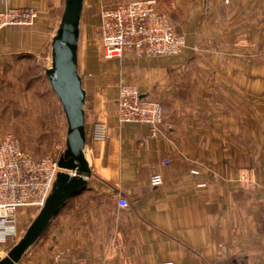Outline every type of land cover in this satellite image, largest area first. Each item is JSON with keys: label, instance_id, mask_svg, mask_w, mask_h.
<instances>
[{"label": "crops", "instance_id": "0c3cea01", "mask_svg": "<svg viewBox=\"0 0 264 264\" xmlns=\"http://www.w3.org/2000/svg\"><path fill=\"white\" fill-rule=\"evenodd\" d=\"M114 1L120 0H82L77 73L92 154L86 172L120 188L129 204L84 186L17 264H264V0H157L185 34L183 50L159 56L125 50L95 67L86 34L98 5ZM65 5L0 0V9L38 12L34 25L0 29V133L15 132L36 157L54 141L67 146L63 104L47 76ZM122 83L161 102L164 120L154 134L148 123L118 118ZM18 109L32 112L33 124H22L30 138L18 129ZM98 121L120 138L95 140ZM155 172L163 175L159 186L149 183ZM36 214L16 210L18 239ZM15 242H0V258Z\"/></svg>", "mask_w": 264, "mask_h": 264}, {"label": "built area", "instance_id": "2783aa9c", "mask_svg": "<svg viewBox=\"0 0 264 264\" xmlns=\"http://www.w3.org/2000/svg\"><path fill=\"white\" fill-rule=\"evenodd\" d=\"M99 36L101 54L116 57L129 50L135 54H177L186 45L183 32L175 28L171 18L158 7L157 0H120L105 2L100 7ZM38 21V12L30 6L0 9V29L10 26H30ZM116 111L123 122H144L154 134L163 123L164 112L160 101L142 95L135 84L122 83L116 96ZM95 140L120 138L117 129L105 121L96 122L91 130ZM53 149L36 157L29 153L12 131L0 133V242L17 241L15 212L31 207L38 212L45 204L58 178V161L62 142L55 141ZM61 150V151H60ZM169 163V160H164ZM196 172V170H194ZM86 185L102 187L120 206L129 203L121 189L110 185L91 173H82ZM152 186L163 183L160 172L149 176ZM199 185H204L200 182ZM81 264H107L104 260H85ZM160 264H175L171 260Z\"/></svg>", "mask_w": 264, "mask_h": 264}, {"label": "water", "instance_id": "95a60500", "mask_svg": "<svg viewBox=\"0 0 264 264\" xmlns=\"http://www.w3.org/2000/svg\"><path fill=\"white\" fill-rule=\"evenodd\" d=\"M81 9L82 0H66L58 32L52 40V63L47 69V76L62 101L68 123L67 146L58 161L63 175L60 174L45 204L23 235L0 258V264L19 262L67 200L86 186L83 181L72 177L74 173L90 171L92 168V154L85 145L82 107L85 91L77 73L76 48Z\"/></svg>", "mask_w": 264, "mask_h": 264}, {"label": "rangeland", "instance_id": "374dc122", "mask_svg": "<svg viewBox=\"0 0 264 264\" xmlns=\"http://www.w3.org/2000/svg\"><path fill=\"white\" fill-rule=\"evenodd\" d=\"M99 11H100V8L98 5L97 12L94 13V17H93V20H94L93 21L94 22L93 28H92V30H90V32L88 31V33L86 34L88 41L91 40V44L88 46V49L91 51V55H93V57L96 58L94 61L95 67L97 64H100L102 59H103V56L101 54V42H100V36H99V25H100V12ZM43 97H44V94H43ZM59 101H60V99H59ZM46 102L49 103V100L47 99ZM13 113H15L16 117H17L16 120H17V124H18V129L22 130V132H24V133L27 132L25 136L30 138V136H32V133H30V134L28 133L30 128H27V126L24 127V126H22V124H27L28 126H30L31 123L33 124L34 119L28 118V115H30V113H32V112H30L29 110L25 111V110H19L18 109ZM48 121L49 120H41L42 123L48 122ZM14 130L17 132V129H14ZM13 133L18 137V135L15 132H13ZM55 144H56L55 141L48 144L47 150L43 155L47 154L48 151H50V149H53ZM22 145L24 146V143ZM29 145H33V144L29 143ZM34 145L36 148H38L42 144L35 143ZM65 147H66V145L63 147V149H61L62 151L60 150L62 154L65 150L64 149ZM40 156H42V155H40ZM37 157H39V156H37ZM83 173H86V172L84 171ZM84 184L86 185V183H84Z\"/></svg>", "mask_w": 264, "mask_h": 264}, {"label": "bare ground", "instance_id": "6f19581e", "mask_svg": "<svg viewBox=\"0 0 264 264\" xmlns=\"http://www.w3.org/2000/svg\"><path fill=\"white\" fill-rule=\"evenodd\" d=\"M58 168H59V167H58ZM82 173H83V172H77V173H74V176H72V177H74L75 180L83 181V179H82ZM60 174L63 175L62 172H61L60 169H59L58 177L60 176ZM63 177H66V176H63ZM57 179H58V178H57ZM86 186H88V185H86Z\"/></svg>", "mask_w": 264, "mask_h": 264}]
</instances>
